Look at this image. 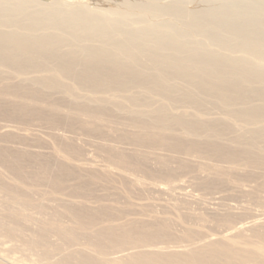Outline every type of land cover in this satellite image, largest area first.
I'll return each instance as SVG.
<instances>
[{"label": "rangeland", "instance_id": "obj_1", "mask_svg": "<svg viewBox=\"0 0 264 264\" xmlns=\"http://www.w3.org/2000/svg\"><path fill=\"white\" fill-rule=\"evenodd\" d=\"M31 1L104 8L130 26L171 21L210 49L254 58L163 10L197 11L205 0ZM41 59L46 67L0 62V220L15 213L19 224L9 232L0 225V264H47L66 247L99 253L104 264H264V221L221 234L264 213L260 82L242 84L248 99L225 103L179 77L170 94L143 84L87 86L59 73L57 58ZM47 75L69 86L47 84ZM43 227L50 243L36 242ZM121 249L137 253L105 259Z\"/></svg>", "mask_w": 264, "mask_h": 264}, {"label": "bare ground", "instance_id": "obj_2", "mask_svg": "<svg viewBox=\"0 0 264 264\" xmlns=\"http://www.w3.org/2000/svg\"><path fill=\"white\" fill-rule=\"evenodd\" d=\"M205 2L208 3L205 8L197 11L170 4L163 10L219 47L245 50L254 58L210 49L204 41L194 39L187 29L171 21L130 26L121 16H113L104 8L66 9L59 3L40 5L31 0H0V51L4 53L0 55V62L15 63L18 68L25 69L30 65L46 67L45 60L41 58L55 57L59 73L83 85L96 87L102 83L117 82L125 88L130 84H143L167 94L174 87L169 84L170 79L179 77L200 91L215 90L225 103L248 99L242 84L260 82L262 85L256 90L264 97V0ZM40 78L47 84L69 86L62 78L51 75ZM232 87L238 90L230 92ZM192 92L187 91L186 96L191 97ZM135 100V97L130 98L131 103L135 104ZM13 216L15 213L9 216V221L0 220V225L8 232L19 225ZM259 221H264L263 212L227 228L221 234L228 238L234 228L245 229ZM54 227L65 232L68 240L75 237L73 230ZM35 233L37 243H50L48 227L39 228ZM103 238L99 237L100 243ZM210 240L208 243L215 241ZM83 249H59V257L46 259V263L70 264L75 261L77 264H104L99 253L93 255ZM134 253H137L134 249H121L110 257L105 256V259L117 261ZM197 258L203 260L202 257ZM140 261L130 260L121 264H144Z\"/></svg>", "mask_w": 264, "mask_h": 264}]
</instances>
